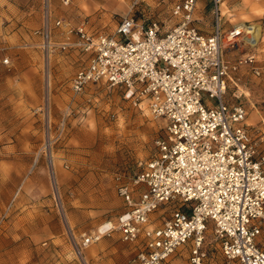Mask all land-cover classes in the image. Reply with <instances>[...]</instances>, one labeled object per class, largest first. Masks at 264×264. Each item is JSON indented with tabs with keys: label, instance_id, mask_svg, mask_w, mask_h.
Segmentation results:
<instances>
[{
	"label": "rangeland",
	"instance_id": "rangeland-1",
	"mask_svg": "<svg viewBox=\"0 0 264 264\" xmlns=\"http://www.w3.org/2000/svg\"><path fill=\"white\" fill-rule=\"evenodd\" d=\"M178 0H0V264H131L138 245L117 231L76 253L81 234L114 222L125 209L117 185L156 151L164 121L146 101L134 104L124 90L100 80L74 93L70 81L87 60L75 31L84 19L93 31L111 32L123 16L139 22L176 18ZM223 26H260L256 50L264 66V0H225ZM196 23L208 34L214 15L199 0ZM45 32L49 34L47 38ZM49 41V42H48ZM249 49L242 41L225 50L234 60ZM4 58H8L4 62ZM224 99L247 109L244 123L258 151L264 150V72L241 66ZM170 204L151 216L160 220ZM264 246V232L260 236ZM206 264H231L206 233ZM189 245L164 264H189Z\"/></svg>",
	"mask_w": 264,
	"mask_h": 264
},
{
	"label": "built area",
	"instance_id": "built-area-1",
	"mask_svg": "<svg viewBox=\"0 0 264 264\" xmlns=\"http://www.w3.org/2000/svg\"><path fill=\"white\" fill-rule=\"evenodd\" d=\"M198 1H175L170 15L176 21L167 28L157 19L139 22L131 15L111 32L93 31L84 19L75 25L55 20L66 33L75 31L87 55L71 77L74 93L100 80L121 87L134 104L146 101L165 129L155 153L118 183L125 209L102 230L82 233L77 254L117 231L138 245L131 264H164L184 245L189 264H206L210 231L229 263L264 264V150L258 151L244 123L246 107L224 99L241 66L255 75L264 72L258 41L234 60L226 58L225 50L249 34V24L224 27L225 0H209L214 22L206 34L196 23ZM166 204L168 215L151 216Z\"/></svg>",
	"mask_w": 264,
	"mask_h": 264
},
{
	"label": "bare ground",
	"instance_id": "bare-ground-1",
	"mask_svg": "<svg viewBox=\"0 0 264 264\" xmlns=\"http://www.w3.org/2000/svg\"><path fill=\"white\" fill-rule=\"evenodd\" d=\"M224 3H225V1H223L222 4H224ZM234 25L235 26H239V27L240 26L243 27L244 23H238V24H234ZM246 29H247V32H249V34L243 36V39H244L245 44L253 45L257 41H259V39L261 38V28H260V26H252V25H249V26L246 27ZM134 36L136 37L137 36V33H134ZM103 227L104 226H101L100 229L102 230Z\"/></svg>",
	"mask_w": 264,
	"mask_h": 264
}]
</instances>
